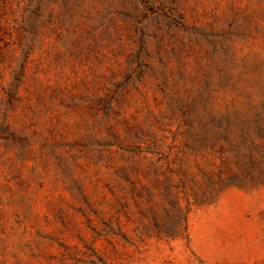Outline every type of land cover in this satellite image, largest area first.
Instances as JSON below:
<instances>
[{
    "label": "rangeland",
    "instance_id": "1",
    "mask_svg": "<svg viewBox=\"0 0 264 264\" xmlns=\"http://www.w3.org/2000/svg\"><path fill=\"white\" fill-rule=\"evenodd\" d=\"M0 264H264V0H0Z\"/></svg>",
    "mask_w": 264,
    "mask_h": 264
}]
</instances>
